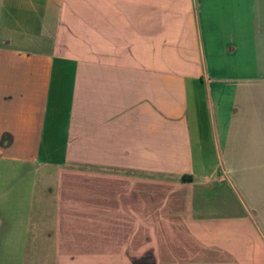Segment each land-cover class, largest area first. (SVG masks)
Masks as SVG:
<instances>
[{
  "label": "crops",
  "instance_id": "1",
  "mask_svg": "<svg viewBox=\"0 0 264 264\" xmlns=\"http://www.w3.org/2000/svg\"><path fill=\"white\" fill-rule=\"evenodd\" d=\"M13 152L0 264H264V0H0Z\"/></svg>",
  "mask_w": 264,
  "mask_h": 264
},
{
  "label": "rangeland",
  "instance_id": "2",
  "mask_svg": "<svg viewBox=\"0 0 264 264\" xmlns=\"http://www.w3.org/2000/svg\"><path fill=\"white\" fill-rule=\"evenodd\" d=\"M19 153L7 154L0 161V213L3 217L15 222V230L17 231L9 239L7 238L8 234L5 236L7 244L0 242V263L18 261L22 255L23 249L19 245L21 242L18 243V232L23 230L22 218L15 212L27 209L29 203L28 195L31 191L33 180L46 178L47 183H49L46 186L48 188L53 186L51 184L58 176L55 168L52 167H44L40 169V172H36L32 167V161L19 156L21 155ZM41 187L39 192H41ZM50 193L49 191L47 192L48 201L46 204L51 209L53 208V200L50 201ZM48 219L50 218L47 217ZM34 226L38 227L37 224Z\"/></svg>",
  "mask_w": 264,
  "mask_h": 264
},
{
  "label": "trees",
  "instance_id": "3",
  "mask_svg": "<svg viewBox=\"0 0 264 264\" xmlns=\"http://www.w3.org/2000/svg\"><path fill=\"white\" fill-rule=\"evenodd\" d=\"M187 178H190L191 179V176H188V175H184L183 176V179H187Z\"/></svg>",
  "mask_w": 264,
  "mask_h": 264
}]
</instances>
